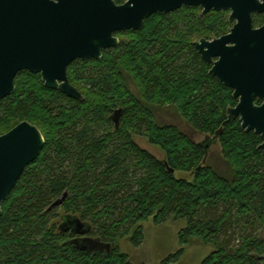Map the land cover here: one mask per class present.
Instances as JSON below:
<instances>
[{
	"label": "trees",
	"instance_id": "1",
	"mask_svg": "<svg viewBox=\"0 0 264 264\" xmlns=\"http://www.w3.org/2000/svg\"><path fill=\"white\" fill-rule=\"evenodd\" d=\"M174 14L158 13L138 32L117 33L128 41L104 51L100 60L73 62L68 75L82 101L46 88L39 74H18L15 93L0 101V135L28 121L41 130L45 146L3 203L0 264H133L117 243L131 236L140 247L141 224L149 219L157 226L186 221L182 246L198 239L213 247L202 264H264L261 137L243 130L239 119L228 121V108L237 104L232 91L179 35ZM210 29L219 30L213 24ZM166 108L198 134L220 131L226 171L210 163L183 129L158 122V110ZM136 136L159 148L164 160L143 149ZM65 192L64 204L48 211ZM68 216L90 232H63ZM98 238L112 245L110 254L75 243Z\"/></svg>",
	"mask_w": 264,
	"mask_h": 264
},
{
	"label": "water",
	"instance_id": "2",
	"mask_svg": "<svg viewBox=\"0 0 264 264\" xmlns=\"http://www.w3.org/2000/svg\"><path fill=\"white\" fill-rule=\"evenodd\" d=\"M182 7H201L202 17L211 11H232L230 20L237 23L230 34L212 42L201 39L195 48L213 64L210 74L239 99L236 108L228 110V121L239 119L243 130L260 136L264 153V27L252 28V14L264 12V3L258 0H127L121 5L116 0H0V101L15 93L16 78L23 71L39 74L46 88L82 101L83 94L68 75L73 62L100 60L104 51L118 47L117 33L138 32L151 16ZM214 58L219 59L213 62ZM257 98L262 105L255 104ZM119 116L120 110L114 118L117 126ZM219 136L220 131L199 145L208 154ZM44 146L41 130L28 121L0 135V218L3 203ZM67 198L65 192L48 211L61 207ZM61 229L82 236L90 232L71 216ZM75 243L92 252L110 254L112 249L99 238Z\"/></svg>",
	"mask_w": 264,
	"mask_h": 264
},
{
	"label": "rangeland",
	"instance_id": "3",
	"mask_svg": "<svg viewBox=\"0 0 264 264\" xmlns=\"http://www.w3.org/2000/svg\"><path fill=\"white\" fill-rule=\"evenodd\" d=\"M202 8H186L174 14V20L178 25L179 35L193 43L202 38L212 40L218 38L220 33L227 32L229 26L224 21L226 15L221 13H209L204 20H199ZM202 22V26L199 23ZM208 24H213L219 28L217 32L207 27ZM226 24V26L224 25ZM212 31H210V30ZM121 42H127V36H118ZM129 75V74H128ZM130 88L138 92L137 83L131 78H128ZM157 120L159 123L174 124L183 129L196 143H201L206 136L198 134L194 131L186 121L175 111L174 108L160 109L157 112ZM135 141L145 150L156 156L160 160H164V153L157 147L149 144L145 137L136 136ZM209 161L215 167L222 171H226L228 166L223 161L221 156V147L219 144H214L209 149ZM178 178L191 180L189 174L178 172ZM65 214L63 209L59 210V215ZM144 229V241L140 247H134L131 242V236H128L117 243V247L121 253L127 254L133 264H202L213 252L212 246L205 245L201 240L194 239L188 246L180 244V233L187 227V222L184 220L171 219L162 225H155L153 219H149L141 224ZM178 254L176 262L167 263V260L173 255Z\"/></svg>",
	"mask_w": 264,
	"mask_h": 264
},
{
	"label": "flooded vegetation",
	"instance_id": "4",
	"mask_svg": "<svg viewBox=\"0 0 264 264\" xmlns=\"http://www.w3.org/2000/svg\"><path fill=\"white\" fill-rule=\"evenodd\" d=\"M127 0H124L123 2H121V3H117V0H116V3L118 4V5H121V4H124L125 2H126ZM259 2H260V4H263L264 3V1L263 0H258ZM183 8V7H182ZM182 8L181 9H179V10H177V11H175V12H178V11H180V10H182ZM186 8H201V7H186ZM202 12H203V9H202V11H201V14H199V16H198V18L200 19V20H204V18L209 14V13H214L215 11H211V12H209L208 14H206L204 17H202ZM215 13H221V14H223V15H226V19L224 20L225 22H226V24L229 26V29H228V31L227 32H222V33H220V35H219V37L217 38H213L212 40H208V39H206V38H202V39H205V40H207V41H209V42H212V41H214V40H216V39H220V38H222V37H224V36H227V35H229L230 34V32H231V30H232V28L234 27V25L237 23V21L235 20V21H231L230 19H231V16H232V11H222V12H215ZM226 24H224L225 26H226ZM207 27L208 28H210L211 27V24H208L207 25ZM264 27V12L263 13H260V12H254L253 14H252V28L254 29V30H259V29H261V28H263ZM116 37H118L117 35H116ZM119 38V37H118ZM119 40H120V38H119ZM201 40V39H200ZM199 40V41H200ZM199 41H196V42H199ZM196 42H193L192 43V45L194 46V48H195V43ZM121 44V40H120V43H119V45ZM118 45V46H119ZM117 48V47H116ZM115 49V48H114ZM196 49V48H195ZM108 51V50H107ZM197 51V50H196ZM197 53H198V51H197ZM199 54V53H198ZM200 55V54H199ZM200 57H201V55H200ZM202 58V57H201ZM218 59L219 58H214L213 59V62H216V61H218ZM203 60V59H202ZM204 61V60H203ZM205 62V61H204ZM206 63V62H205ZM207 65H209L210 66V70H209V73H210V71H211V69H212V67H213V64H208V63H206ZM211 75V74H210ZM215 77V76H214ZM215 78H217V77H215ZM218 79V78H217ZM219 81V80H218ZM222 84V83H221ZM225 86V85H224ZM226 87V86H225ZM228 88V87H227ZM228 89H230L231 91H232V97H233V94H234V90H232L231 88H228ZM233 99L234 100H236L237 101V104L234 106V107H230V108H228V110L229 109H232V108H236V106L238 105V103H239V99H235L234 97H233ZM255 104L256 105H258V106H260V105H262L263 103H262V101L259 99V98H257L256 100H255Z\"/></svg>",
	"mask_w": 264,
	"mask_h": 264
}]
</instances>
